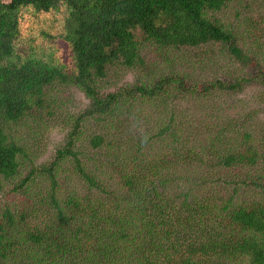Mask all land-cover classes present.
I'll return each instance as SVG.
<instances>
[{"label": "trees", "instance_id": "1", "mask_svg": "<svg viewBox=\"0 0 264 264\" xmlns=\"http://www.w3.org/2000/svg\"><path fill=\"white\" fill-rule=\"evenodd\" d=\"M236 1L0 0V190L19 180L12 193L23 196L22 207L12 208L14 200L1 192L0 264H264V202L257 198L264 151L256 142L264 140V112L231 111L217 97L219 89L237 92L251 81L264 87V67L243 50L237 26L217 14ZM209 45L250 66L252 76L241 71L229 84H187L168 70L158 79L143 74L165 69L174 49ZM113 67L136 76L104 93L100 82ZM70 88L88 106L78 117L66 115L68 131L55 155L37 166L23 138H42L51 121H37L34 111H43L51 91ZM185 95L202 120L183 123L184 113L175 115L179 104L172 101ZM258 97L264 103V89ZM88 118L113 130V138L101 130L84 135ZM125 130L133 134L126 142ZM205 159L235 169L226 172L233 177L207 186L210 177L190 168L162 175ZM243 169L251 201L241 200L234 184ZM70 171L82 178L83 195L60 185L57 175ZM228 185L230 196L219 197Z\"/></svg>", "mask_w": 264, "mask_h": 264}, {"label": "rangeland", "instance_id": "2", "mask_svg": "<svg viewBox=\"0 0 264 264\" xmlns=\"http://www.w3.org/2000/svg\"><path fill=\"white\" fill-rule=\"evenodd\" d=\"M236 5V6H233ZM219 16L224 18V21L226 23L231 24L232 26H237V31L239 35H241V38L239 40L240 45L242 46L243 50L246 51L250 55H254V57L262 64L264 67V0H237L236 4L231 3L229 7L226 10H221L219 13H217ZM209 46L203 47L202 51L200 49L195 50L194 48H178L174 49L172 51V61L171 63L163 70H156L154 73H145L146 76H149V80L153 78L158 79V75H160L162 72H165L168 70L167 75H181L184 80H186L187 84H191V82L195 79H203V80H214V79H220L226 84L233 83L237 80V78L240 75L241 71H244V74H249V77L252 76V69H250V66H245L241 63H239L236 59L231 57L227 52H225V55L218 52L215 49H209ZM208 55H207V54ZM162 58V57H161ZM157 75V76H156ZM136 76L135 70H118L114 67L111 68L107 74V76L101 80V89L102 92L106 93L112 90H116L120 87H122L124 84H126L129 81H132ZM264 89L260 85L253 83L251 81L250 83L243 84L241 89H238L237 92L229 93V90L227 88L225 89H219L217 90V97L224 98L226 100V104L231 107V111H234V108H248L251 110H257L258 107L261 108V114L264 112V103H261V99L258 97V91ZM52 92V91H51ZM50 92V93H51ZM48 93V99L51 100L48 102V105L45 106L42 110L43 111H34L36 120L44 119L45 116H47L51 124L48 126V130L42 135V138H36L32 135V132H26L24 135V142L28 143L33 150V164H36L37 166L42 165L46 161H49L54 155L55 150L57 147H59L60 143L62 142L64 135L68 131V127L66 126V122L68 123V115L67 114H75L76 117H78L80 114H83V111L88 106V99L85 98L83 93L79 91L76 88H70L65 89L60 95L51 94ZM171 95V93H167ZM167 94H163L162 97H168ZM172 98V97H171ZM53 99L55 101H53ZM192 100V97L185 95L181 99H175L173 106L175 105V101L179 104L178 106H174L177 111L175 112V115L178 113H181L186 116V118L183 119V123H186V121H190L192 119H200L202 120V115L200 113H190V110L192 108L189 107L190 102ZM170 102L169 105L172 103ZM180 102V103H179ZM159 105V104H158ZM178 110L180 112H178ZM193 110V109H192ZM52 112V114H47L46 112ZM152 113L156 118H160L158 113L151 110ZM228 111V107L226 109ZM67 115V117H66ZM167 117H165V120ZM181 119L180 116H176L177 122ZM155 121V120H154ZM29 123H33L32 119L29 118ZM244 127V129H251V126L248 125H239ZM82 128L85 130L84 135H92L93 133L97 132L98 130L103 131L104 133H107L106 139L109 140V137L112 139L113 130H108L106 127H100L99 124L94 123L92 118H88L86 122L82 124ZM152 127H149V129ZM141 131H144L145 128H141ZM109 133V134H108ZM133 134L131 135V130H125V132L122 133V138L124 142L130 140L132 138ZM233 137V136H232ZM260 152L264 151V140L256 141ZM129 146L132 147V143H128ZM104 152H102V155ZM88 155V154H86ZM204 163H199V161H196L198 163H191V166H184V168H177L174 169L173 167H169L168 169L162 170V175L165 177L168 173L175 172L179 174H188L185 173V171L190 169H194L197 171V176L199 174L207 175L210 177L206 181L207 186H213L214 179L216 177H219L220 183L224 179H230L233 177V173H226V172H235V169H223L219 168L218 165L214 163V161H207L206 159L203 160ZM126 163V162H123ZM89 167L92 166L91 163L88 164ZM66 168H69L68 164H64ZM213 166V167H212ZM262 166L264 167V164L262 163ZM260 162L257 161L255 173L258 172V169L262 167ZM249 167V166H247ZM246 167V168H247ZM241 169L242 167H238ZM253 170V168H247ZM243 169V171L237 173V176L234 178L237 179L234 181L235 186L239 187L237 191H239V195L241 200L243 199H250L251 194L247 193L246 185L244 184V174H246V170ZM208 172H212V174H209ZM215 172V174L213 173ZM109 169H107V172L104 174L106 176L110 175ZM190 173V172H189ZM224 173V174H223ZM244 173V174H243ZM221 174V175H219ZM58 181L61 186L66 188L75 187L81 195L84 193V185L82 183V178L79 174L70 172H62L61 174L57 175ZM19 180H17L18 182ZM264 181V180H263ZM10 183L6 184L3 188L4 191L0 190V196L3 194H8L9 196H6L7 202L10 203L11 200H14V204L11 205V207H22L23 202V196L18 193H12V189L15 187L16 183ZM113 182L116 184L117 179H113ZM187 182L182 181L178 182L177 185H184ZM213 187L214 190L212 192H218L219 186ZM116 188V187H114ZM113 188V189H114ZM212 188V187H211ZM232 187L231 185L224 187H220V193H218V196L221 197H228L232 193ZM11 190V191H10ZM252 192H254V189L249 188ZM204 191V190H203ZM7 192V193H5ZM10 192V194H9ZM257 198L260 201L264 202V187H258L257 188ZM4 196V195H3ZM1 196V197H3ZM22 196V197H21ZM218 196H216L215 200L219 202ZM250 199L249 201H251ZM45 209H41L38 211L39 215L42 214L39 218L45 217L44 213ZM47 211V210H46ZM38 220V219H36ZM40 220V219H39ZM207 226L209 224L208 219H205ZM30 222V221H29ZM32 223V222H31ZM211 259L213 261H216L217 258L215 256H212ZM28 264V263H26Z\"/></svg>", "mask_w": 264, "mask_h": 264}]
</instances>
